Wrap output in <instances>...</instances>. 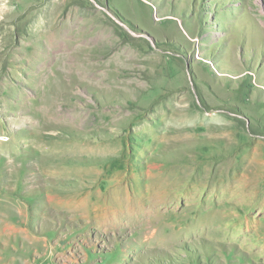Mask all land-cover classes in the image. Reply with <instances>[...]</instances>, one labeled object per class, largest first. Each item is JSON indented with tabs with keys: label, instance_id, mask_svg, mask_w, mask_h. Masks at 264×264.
Wrapping results in <instances>:
<instances>
[{
	"label": "rangeland",
	"instance_id": "rangeland-1",
	"mask_svg": "<svg viewBox=\"0 0 264 264\" xmlns=\"http://www.w3.org/2000/svg\"><path fill=\"white\" fill-rule=\"evenodd\" d=\"M0 264H264V0H0Z\"/></svg>",
	"mask_w": 264,
	"mask_h": 264
}]
</instances>
